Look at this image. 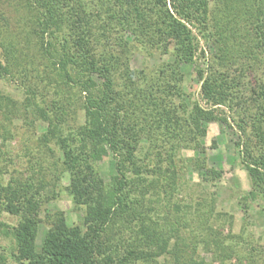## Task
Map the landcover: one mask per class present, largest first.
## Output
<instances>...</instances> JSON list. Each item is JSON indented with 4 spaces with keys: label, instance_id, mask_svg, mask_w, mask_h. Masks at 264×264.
Wrapping results in <instances>:
<instances>
[{
    "label": "trees",
    "instance_id": "trees-1",
    "mask_svg": "<svg viewBox=\"0 0 264 264\" xmlns=\"http://www.w3.org/2000/svg\"><path fill=\"white\" fill-rule=\"evenodd\" d=\"M217 1L218 5L216 0H12L20 12L14 35L10 32L12 21L2 8L6 3L0 2L3 50L0 78L16 79L15 67L25 64L20 73L27 80L23 82L26 96L19 102L21 106L11 93L0 87V110L5 108L12 111L13 116L20 114L22 117L23 107L46 123L39 140L49 150L59 153L61 176L69 174L66 190L76 207L84 209L83 223L70 225L64 212L45 211L48 201L42 193L44 177L12 175L7 182L0 177V210L19 217L15 225L0 222V231L14 240L16 261L28 264H160V256L174 253L171 258L174 264H209L200 253L202 245L204 251L213 252L220 264H234V248L230 251L220 244V233H217L220 229L210 223L212 211H198L195 218H192L195 215L192 211L185 214L196 224L187 237L181 235V229L174 228L175 233H172L171 229L160 227L153 220L152 207L148 204L159 180L143 177V174L152 175L151 148L146 150L144 159L147 161L136 155L141 138L150 136L151 131L158 130L160 135L174 137L191 129L182 124L187 111L176 99L181 93L180 63L192 60L196 52L198 43L190 27L196 26L207 33L214 44H219L223 63L235 64V58L241 55L245 58L244 63L238 61L242 69L240 67L234 76L220 73L217 77L213 71L205 76L200 71L202 93L208 101L230 102L233 82L237 79L239 84V79L261 70L263 78L256 79L247 103L241 102L244 117L239 126L247 134L242 162L252 182L249 194L253 199L264 198V0H246L236 16L229 13L234 0ZM129 32L133 35L132 41L127 38ZM231 40L235 45L238 42L244 52L232 51L233 46L225 52L221 43L227 45ZM97 44L98 47L104 44L100 52ZM133 44L165 50L173 46L176 59L166 62L156 77L143 79L141 84L137 81V73L141 71L131 68L129 56L126 55L122 62L118 50L110 49L120 46L127 52L126 47ZM30 49L32 54H28ZM46 70L66 82L82 83L86 91L83 124L64 130L65 120L70 116L65 97L53 99L46 107L36 101L39 95H44L45 85H49L43 84L45 77L37 72L47 76ZM114 72L126 77L124 90L116 87ZM94 75L101 81L95 80ZM191 115L197 121L228 122L197 103ZM109 150L116 158L117 169L112 185L101 179L92 164L100 153L107 154ZM173 156L170 150V160ZM160 159L153 171L164 169L162 155ZM140 162L146 167L144 171ZM41 223H47L48 228L42 251H39L37 237ZM171 237L177 239L169 250ZM256 251L253 248L249 253ZM256 256L245 264H264V253L257 256L259 259ZM237 260L243 262L246 258ZM0 264H7L1 251Z\"/></svg>",
    "mask_w": 264,
    "mask_h": 264
},
{
    "label": "rangeland",
    "instance_id": "rangeland-1",
    "mask_svg": "<svg viewBox=\"0 0 264 264\" xmlns=\"http://www.w3.org/2000/svg\"><path fill=\"white\" fill-rule=\"evenodd\" d=\"M0 2L6 3L3 7L0 3V8L2 7L3 11L10 17L12 21L10 32L14 35L15 26L20 17L19 8L12 0L9 2L0 0ZM245 2L246 0H234L232 2L233 10H229L230 15L239 14V9L245 6ZM216 4L218 5L217 0ZM224 13L225 11L222 12V14ZM230 19H232L230 20L232 23L234 18L231 16ZM190 27L198 44L193 59L180 63L178 72L180 73L181 93L176 101L178 105H182L181 108L184 104L187 112L184 113L182 124L188 125L187 127L191 129H187V133L185 131L179 132L174 137L171 134H167L169 136L160 135L158 130L151 131L150 136L141 138V144L137 146L136 155L144 161L145 156H147L146 150L151 148L153 169H156L157 163L161 161L160 156L163 157L164 169L161 172L159 170L153 171L151 167L152 175L143 174L147 180H159L156 183V190L150 194L152 201L148 204L152 207L153 220L160 227L171 229L172 233H175L174 228H179L181 235L187 237L196 224L189 218V215L186 216L185 214L192 211L195 213L192 218H195L198 211H212L213 216L210 217V223L220 229L217 232L220 233V244H224L226 249L230 248V251L231 248H234L236 255L232 256V263L245 264L247 261H252V257L262 256L264 253V198L258 196L253 199L249 194L252 190V182L242 162V152L247 134L239 126L244 117V111L240 106L241 102L247 103L246 99L252 95V89L257 83L256 79L263 78V76L260 75V70L239 79L241 80L239 84L236 79L233 82L234 89L231 90L232 100L226 104H215L208 101L202 93L203 79L200 76V71H203L205 76H208L212 71L217 77L220 73H229L234 76L241 67L239 62L244 63L245 58L241 55V57L235 58L237 61L235 64L223 63L222 52L218 48L219 44H214L211 37L207 33L201 32L198 27L193 25ZM132 37L130 32L127 33L129 40L132 41ZM236 44H233L231 40L227 45L222 42L221 46L225 48V52H229L232 46V51H243V47L239 46L238 42ZM96 47L98 48L97 51L100 52L99 49L102 50L104 44L102 47H98L97 44ZM113 48L119 51H117V55L122 57L120 58L122 62L128 55L131 68L137 72L141 71L136 72L137 81L141 84L144 83L143 79L156 77L166 62H173L176 59L173 46L165 50L162 47L146 48L133 44L126 47L127 52H124L120 46L110 47V49ZM28 54H32V49L29 50ZM0 58H3L1 44ZM23 66L26 65L22 64L20 67H15L16 79L0 78L1 89L11 93L18 105L26 96L23 82L27 80L23 79L20 73ZM123 66L125 68V65ZM118 72H114L113 79L116 87L124 90L126 80L123 81V79L126 77L122 76V73L119 76ZM37 73L45 77L43 84L49 83V85H45L44 95H39L36 101L41 106H45L50 105L53 99L65 97L64 102L70 111V116L65 120L66 128L64 130H69V127L76 128L80 123L83 124L86 120L85 109L83 108L86 91H83L82 83L66 82L49 70H46L49 76H45L44 72ZM94 77L95 80L101 81L96 75ZM195 103L205 110L214 111L215 115L225 117L228 122L218 119H201L200 121L193 119L191 113ZM178 110L183 113L182 109ZM22 111V117L20 114L15 117L12 115V111H6L5 108L0 110V149L3 153V159L0 160V177L5 182L10 180L12 175L35 176L37 179L40 176L44 177L45 184L42 193L48 201L44 205L45 211L46 209L49 212L62 211L70 225H81L84 220V209L83 207H76L66 190L67 185H69V174L63 173L61 176L62 170L60 162H58L59 153L49 150L47 145L39 140L41 134L46 130V123L38 120L33 111L29 113L23 107ZM238 143H241L240 146ZM50 146L55 148L54 144H50ZM170 150L174 152L173 160L169 158ZM92 164L101 179L106 184L112 185L113 176L117 174L116 158L113 153L110 150L107 154L100 153V157ZM142 166L144 171L146 167L143 164ZM44 213L42 216L45 215ZM18 220V216L0 210V222L15 225ZM47 228V223L40 224L37 237L39 251H42ZM176 239V237H171L169 250L172 249ZM253 248L257 251L250 254L249 252ZM199 250L209 264H220L218 260H215L213 252L204 251L202 245ZM0 251L5 254L7 264H28L27 262L16 261L13 257L14 240L1 231ZM173 255L174 253H166L160 256L158 263L172 264ZM244 257L246 260L243 262L237 260ZM257 259L259 258L257 257Z\"/></svg>",
    "mask_w": 264,
    "mask_h": 264
}]
</instances>
